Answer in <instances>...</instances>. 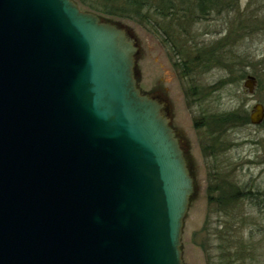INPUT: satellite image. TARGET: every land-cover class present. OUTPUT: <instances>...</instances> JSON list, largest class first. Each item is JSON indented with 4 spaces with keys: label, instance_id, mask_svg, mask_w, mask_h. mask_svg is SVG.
I'll return each instance as SVG.
<instances>
[{
    "label": "water",
    "instance_id": "95a60500",
    "mask_svg": "<svg viewBox=\"0 0 264 264\" xmlns=\"http://www.w3.org/2000/svg\"><path fill=\"white\" fill-rule=\"evenodd\" d=\"M139 54L76 0H0V264H185L195 176Z\"/></svg>",
    "mask_w": 264,
    "mask_h": 264
},
{
    "label": "rangeland",
    "instance_id": "374dc122",
    "mask_svg": "<svg viewBox=\"0 0 264 264\" xmlns=\"http://www.w3.org/2000/svg\"><path fill=\"white\" fill-rule=\"evenodd\" d=\"M167 1L123 18L89 11L131 28L138 83L169 100L189 147L196 193L184 221V263L230 264L236 247L264 252V203L242 193L264 197V121L241 124L264 104V0H216L205 11L197 0H172L173 8ZM247 75L257 79L253 95L243 87Z\"/></svg>",
    "mask_w": 264,
    "mask_h": 264
},
{
    "label": "trees",
    "instance_id": "16d2710c",
    "mask_svg": "<svg viewBox=\"0 0 264 264\" xmlns=\"http://www.w3.org/2000/svg\"><path fill=\"white\" fill-rule=\"evenodd\" d=\"M197 1L199 3V8L203 11L205 9H208L209 5H211L213 1L216 0H197ZM77 2L81 6L85 4L88 10L96 11L99 9V7H101L102 13H104L107 16L116 17V18L126 17L125 15L122 14V12L138 13L150 7L149 5L150 0H84V2L83 0H77ZM167 3L169 8L171 7L173 8L172 0L170 1L168 0ZM99 5H103V6H99ZM262 86H264V82L260 80L258 82V89L261 88ZM248 121H249V116H244L243 118H241V124ZM229 198H227L228 201H226L225 203L229 202Z\"/></svg>",
    "mask_w": 264,
    "mask_h": 264
},
{
    "label": "flooded vegetation",
    "instance_id": "af4514ba",
    "mask_svg": "<svg viewBox=\"0 0 264 264\" xmlns=\"http://www.w3.org/2000/svg\"><path fill=\"white\" fill-rule=\"evenodd\" d=\"M149 94L151 96H155V97L157 96V95H153L151 93H149ZM188 149H189V147H188ZM186 157H187V160H188V162L190 164V161H189V158H188V150L186 152ZM190 167H191V164H190ZM191 172H192V169H191ZM242 193L245 196H247L248 198H250V200L255 201L257 204H260V203L263 204L264 203V197L262 195H261L262 199L259 200V192H256L254 194L249 193V192H242ZM229 197L231 198V196H229ZM225 198H228V196L225 197ZM248 246L244 247L243 249H241V248L237 249V247H236L234 249V251L232 252V255H233L232 258L229 260L230 264H264V252L261 253V254H258V253H256V250H254L250 246L249 247ZM254 251H255V253H254ZM218 262L219 263H223V264L226 263V262H223L221 259ZM219 263L216 262V264H219Z\"/></svg>",
    "mask_w": 264,
    "mask_h": 264
}]
</instances>
